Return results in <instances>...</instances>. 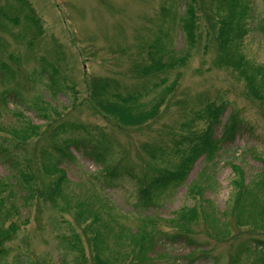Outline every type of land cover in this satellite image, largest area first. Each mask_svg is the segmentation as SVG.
Segmentation results:
<instances>
[{"label": "rangeland", "instance_id": "rangeland-1", "mask_svg": "<svg viewBox=\"0 0 264 264\" xmlns=\"http://www.w3.org/2000/svg\"><path fill=\"white\" fill-rule=\"evenodd\" d=\"M187 8L0 0V144L14 147L5 135L23 127L19 114L39 128L25 147L47 196L30 195L0 159V228L20 227L0 264H264V0H195L192 38ZM107 102L133 114L158 108L127 124L104 111ZM223 104L222 125L233 114L246 126L200 155L183 183L139 203L140 189L176 171L197 143L208 106ZM66 139L75 146L56 150Z\"/></svg>", "mask_w": 264, "mask_h": 264}, {"label": "trees", "instance_id": "trees-1", "mask_svg": "<svg viewBox=\"0 0 264 264\" xmlns=\"http://www.w3.org/2000/svg\"><path fill=\"white\" fill-rule=\"evenodd\" d=\"M189 1V2H188ZM195 0H186V3L188 4V8L186 9L187 11V16L188 19L184 23V30L186 33H188V37L192 38L193 36V30H194V22H195V14L192 8V2ZM33 18V17H32ZM34 21V20H33ZM223 26L227 23L228 25H233L232 18L226 17L224 20L221 22ZM163 66L162 64H159V68ZM247 82L250 85L251 84V79L247 78ZM253 91V89H252ZM107 106H105L104 111L113 113L115 114L120 121L130 124L132 122L135 123H140L142 120H145L146 118H151L154 117V114L157 113V108L153 107L151 112H149L146 115L143 114H133L131 112H127L125 109H123V106H120L116 103L113 102H107ZM123 107V108H122ZM225 107L226 105H210L208 106V122L206 125V128L204 131L200 132L198 136H194L195 141L197 142L196 144L193 145L192 149L189 150L188 155L181 161L178 169L176 171H170L167 172L166 174H161L158 177H153L150 179L148 184L140 189V200L139 203L143 202L145 206L149 205V202L152 199V195L155 192H161L169 187H177L183 181L185 180L186 177H188L195 160L200 156L204 155L208 158L212 157L215 155L218 150L220 149V146L224 142H232L235 134L238 133L239 130H241L244 126H246V122L243 121L241 118H239L237 115L230 114L227 120L223 123L220 122L221 116L225 112ZM19 117L21 118V123L23 124V127L20 129H15L12 128L8 130L7 132H10L9 134L7 133L5 135V140L6 141H12L10 144H12L11 147L9 144H5L1 142L0 144V159L2 162H5L7 166L14 172H17V175H14L15 177L19 180H21V183H25L24 185L27 187V190L30 195L32 193L37 194V196L43 200L47 198L45 194L43 193L44 191L39 190L37 187L35 181H34V173L33 171L30 170V162L28 160V157L30 156L28 147H25L26 143L32 142L33 138L36 137L39 133V128L35 125H33L28 119L24 118L22 114H19ZM243 126V127H241ZM221 129V134L218 136V138H214L215 131L217 129ZM61 133H65L64 128H60ZM76 141L74 140L73 142H69L68 139L64 140L62 145H58L55 147L57 150H61L63 153L64 151L69 152V148L73 145L75 146ZM81 143L78 144V147L81 146ZM19 149V150H17ZM98 150V149H97ZM96 151V150H95ZM93 153V151L91 152ZM22 154V155H21ZM21 155V156H20ZM92 157L99 158L98 153H93ZM59 162V161H57ZM233 169H238L235 165H232ZM53 171L58 173L59 175L55 179V188L56 191L59 193L61 190L62 183L65 180V171L62 169V167L58 166V163L56 164V167L53 168ZM239 172H241V169H239ZM104 179H105V184L106 188H109V186L113 183H108L112 181L113 178V170L108 169L106 172H104ZM262 177L264 180V173H262ZM114 179V178H113ZM239 187L242 189V192L246 188V184H239ZM33 194V196H34ZM33 196L30 198L32 199ZM49 196H53L52 192L49 193ZM240 198L237 197L236 200L238 201ZM186 223L184 222L185 226L189 228L191 226H194L195 224V217L194 215H189L188 218H185ZM194 223V224H193ZM25 224V222H23ZM92 223H89V227H91ZM19 224L18 225H11L8 227L0 228V258L7 253L6 245L7 242L11 239L10 234L16 232L19 230ZM91 230V229H90ZM93 234L97 233L94 230H91ZM182 240H186L182 238L181 235H179ZM158 239L151 238L149 242L147 243L146 246L140 245L139 248L141 249L140 253L145 255V252L147 249H150L154 243H156ZM139 254V256L142 255Z\"/></svg>", "mask_w": 264, "mask_h": 264}]
</instances>
